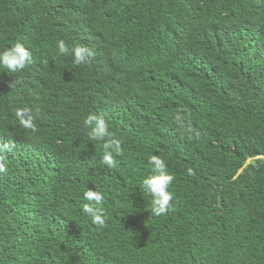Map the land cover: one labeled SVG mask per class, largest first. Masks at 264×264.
Listing matches in <instances>:
<instances>
[{
  "label": "trees",
  "instance_id": "16d2710c",
  "mask_svg": "<svg viewBox=\"0 0 264 264\" xmlns=\"http://www.w3.org/2000/svg\"><path fill=\"white\" fill-rule=\"evenodd\" d=\"M17 41L32 63L0 71V264H264V0H0V49ZM89 113L122 142L114 168ZM151 154L174 176L159 216Z\"/></svg>",
  "mask_w": 264,
  "mask_h": 264
},
{
  "label": "clouds",
  "instance_id": "9594fccd",
  "mask_svg": "<svg viewBox=\"0 0 264 264\" xmlns=\"http://www.w3.org/2000/svg\"><path fill=\"white\" fill-rule=\"evenodd\" d=\"M58 52L63 56H71L73 63L76 65L85 64L92 56V51L82 45L73 44L69 46L63 39L56 42ZM32 63V53L25 45L17 41L9 47L0 49V71L15 73L24 69ZM15 117L19 124L33 132L36 131L34 124V113L28 107H20L15 111ZM177 119H180L177 113ZM84 126L89 130L88 136L91 140L102 141V163L109 168L117 165L115 156L123 152L121 140L109 129L105 119L95 113L86 115L83 121ZM15 147L13 142L0 143V153L11 152ZM4 158L0 155V173H5L7 167L3 162ZM148 163L151 169L149 175L142 179L144 191L151 196V214L159 216L166 213L170 208L172 193L168 190L174 176L168 171L166 162L159 155L151 154L148 157ZM103 193L94 189H86L83 193V200L87 201L82 204V212L97 226L103 227L105 224V213L102 207L104 201Z\"/></svg>",
  "mask_w": 264,
  "mask_h": 264
}]
</instances>
